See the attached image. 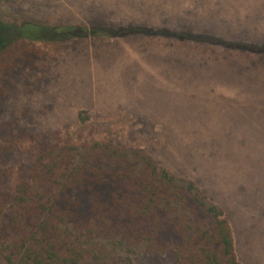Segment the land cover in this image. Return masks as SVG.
<instances>
[{"label":"rangeland","instance_id":"rangeland-1","mask_svg":"<svg viewBox=\"0 0 264 264\" xmlns=\"http://www.w3.org/2000/svg\"><path fill=\"white\" fill-rule=\"evenodd\" d=\"M0 21L264 44V0H0ZM65 40L0 52V191L28 177L41 135L121 144L194 181L225 211L241 264H264V51L147 33ZM135 251V264H173Z\"/></svg>","mask_w":264,"mask_h":264},{"label":"trees","instance_id":"trees-1","mask_svg":"<svg viewBox=\"0 0 264 264\" xmlns=\"http://www.w3.org/2000/svg\"><path fill=\"white\" fill-rule=\"evenodd\" d=\"M67 29L0 21V52L21 39L65 42L129 33L264 51V44L184 31ZM35 148L28 177L10 193L0 191V264H135L141 245L151 257L171 256L173 264H241L225 211L150 154L111 142L77 145L56 134L41 135Z\"/></svg>","mask_w":264,"mask_h":264}]
</instances>
